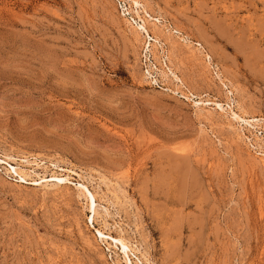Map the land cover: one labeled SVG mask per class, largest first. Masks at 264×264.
<instances>
[{
	"label": "rangeland",
	"instance_id": "374dc122",
	"mask_svg": "<svg viewBox=\"0 0 264 264\" xmlns=\"http://www.w3.org/2000/svg\"><path fill=\"white\" fill-rule=\"evenodd\" d=\"M263 118L264 0H0V264H264Z\"/></svg>",
	"mask_w": 264,
	"mask_h": 264
},
{
	"label": "bare ground",
	"instance_id": "6f19581e",
	"mask_svg": "<svg viewBox=\"0 0 264 264\" xmlns=\"http://www.w3.org/2000/svg\"><path fill=\"white\" fill-rule=\"evenodd\" d=\"M145 24V23H144ZM142 25H143V23H142ZM143 27V29L145 28L146 29V27H144V26H142ZM147 33V32H146ZM156 38V37H155ZM185 97V96H184ZM196 103V102H195ZM220 105V104H219ZM218 105V106H219ZM231 110V109H230ZM232 114L234 115V117H236V118H240L237 114H235V112L233 113V111H232ZM235 118V119H236ZM234 119V118H233ZM250 119V118H249ZM264 119V118H263ZM240 120V119H239ZM242 120L245 122V123H247V125H249L251 128H254L255 127V125H256V123H254V122H260V120H259V118L257 119H250V120H247L246 118H242ZM262 122V121H261ZM248 126V127H249ZM255 135V134H254ZM249 141V140H248ZM258 144V143H257ZM260 146V145H259ZM257 153V152H256ZM1 163H3V164H6L7 165V162H3V161H1V159H0V164ZM8 167V166H7ZM10 169H12V172H14L16 175H17V177H18V180L16 181V180H14L15 182H18V183H26V184H34V179H32V182L33 183H29L28 181H26V179H25V175H24V173H23V171L22 170H17L15 167H9ZM54 177V176H53ZM52 177V178H53ZM58 178H60V177H58ZM56 180H58V179H56ZM61 180H63V179H61ZM36 183H38L37 181H36ZM55 184V183H54ZM45 185V184H44ZM85 189V188H84ZM87 193V192H86ZM89 201H87L88 202V204H89V207L90 208H92V206H93V204H94V194L93 193H90L89 194ZM92 211L94 212V209H92ZM92 218V217H91ZM98 233H99V235H100V237L102 236L103 237V233L101 232V231H99L98 230ZM105 236V235H104ZM110 238H112L111 236H110ZM115 240L116 242L117 241H119V242H121L122 243V245H123V247L124 246H126V244H125V242H124V240L120 237V238H118L117 237V239H115V238H112V240ZM104 240H106V239H104ZM113 242V241H112ZM127 257V256H126ZM126 261H127V263H129L130 264V260H128L127 258H126Z\"/></svg>",
	"mask_w": 264,
	"mask_h": 264
}]
</instances>
